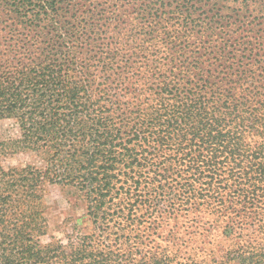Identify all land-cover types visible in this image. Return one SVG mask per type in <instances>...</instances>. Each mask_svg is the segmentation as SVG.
I'll list each match as a JSON object with an SVG mask.
<instances>
[{
	"label": "trees",
	"instance_id": "trees-1",
	"mask_svg": "<svg viewBox=\"0 0 264 264\" xmlns=\"http://www.w3.org/2000/svg\"><path fill=\"white\" fill-rule=\"evenodd\" d=\"M251 2L224 20L190 0H0V120L20 132L0 142V264H182L145 250L173 170L202 188L179 202L238 238L237 264H264V2L256 15ZM20 152L44 167L4 169ZM45 183L81 193L97 233L44 244Z\"/></svg>",
	"mask_w": 264,
	"mask_h": 264
},
{
	"label": "rangeland",
	"instance_id": "rangeland-1",
	"mask_svg": "<svg viewBox=\"0 0 264 264\" xmlns=\"http://www.w3.org/2000/svg\"><path fill=\"white\" fill-rule=\"evenodd\" d=\"M190 1L197 9L196 16L200 12L201 14L206 12L209 17L228 20L230 16L236 14L239 7L244 10L242 8L244 5L239 4L242 0H238V3L236 0ZM251 1L248 9L256 15L259 11V9H255L256 2H264V0ZM262 13L264 14V9ZM19 136L18 126L14 121L0 120V142L17 139ZM1 163L6 170L11 167H44L41 159L32 152L8 153L2 156ZM174 174H177L174 173V170L169 172L167 175L169 178L166 179L172 188H166L163 191L157 190L160 194L169 195L170 201L162 200L161 207L164 209L158 215L162 214L161 219H158L161 224L158 225L155 237L151 238L152 241L146 243V252L159 256H171L180 260L182 264L188 261L197 264H237L235 254L229 252L234 250L239 242L238 238L234 233L229 234L228 231H225L223 226L214 221L212 215L205 213L201 204L192 206L179 202V198H185L186 201L191 197L193 189L199 192L202 188H180L178 182H173L174 176H176ZM42 190L50 207L47 214L50 227L47 230V235L41 238L44 244L60 242L67 247L70 242L77 243L80 238L97 233L96 229L99 223L89 217L85 199L75 188L45 183ZM193 202L197 203L195 199ZM168 209H172V211L169 216H165L163 212ZM142 213L141 211L138 215ZM191 215L197 217L191 220ZM232 230H234V226ZM91 239L94 242L96 236ZM125 248L126 245L121 242L111 245L110 249L116 254L122 255L125 253Z\"/></svg>",
	"mask_w": 264,
	"mask_h": 264
}]
</instances>
